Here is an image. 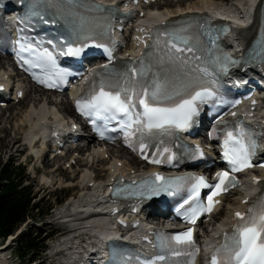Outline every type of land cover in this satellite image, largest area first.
Returning <instances> with one entry per match:
<instances>
[{
	"label": "snow or ice",
	"instance_id": "snow-or-ice-1",
	"mask_svg": "<svg viewBox=\"0 0 264 264\" xmlns=\"http://www.w3.org/2000/svg\"><path fill=\"white\" fill-rule=\"evenodd\" d=\"M2 6L3 0H0ZM115 11L118 8H107L95 0H27L28 16L37 17L46 24L63 21L66 30L59 37V43L43 39L34 42L21 35L14 41L19 46L18 50L14 49L17 62L21 67L27 65L26 70L32 72L40 84L50 88L60 87L72 75L59 66L60 55L79 58L85 56L89 48L96 47L103 48L111 62L113 48L98 41L112 30L111 20ZM102 13L106 14L100 15ZM49 16L53 19H45ZM18 31L23 33L25 29L19 28ZM205 37L208 38L207 43ZM216 40L210 27L204 28L191 21L162 34L156 32L151 45L144 42L147 51L122 71L114 72L108 78L101 77L89 95L77 100V109L85 117L105 122L103 128L97 127L101 138L109 131H117L110 129L109 124L118 121L124 143L133 151H139L148 160L145 153L154 147L151 163H171L177 153L164 137L173 138L175 143L178 140L176 133L186 132L193 126L195 117L199 115L198 104L216 96L213 87L208 86H218L216 68L227 72L229 65L240 63L230 53L217 54ZM45 43L51 47H45ZM254 61L264 65V33L245 63ZM108 67L107 64L103 66L106 70ZM34 69H39V73ZM209 77L211 79H207ZM92 123L95 124L96 119ZM257 148L254 133L243 124L226 129L223 158L230 171L215 172L214 183L204 175L165 177L153 173L148 179L129 185L132 190L129 194L151 199L162 194L176 196L186 193L176 212L186 223L195 225L201 216L214 211L220 203L217 197L237 187L234 173L256 166L253 158ZM195 151L204 156L199 145ZM254 182L260 183L258 178H254ZM205 189L209 190L206 201L202 198ZM122 191L117 187L115 194L120 195ZM235 217L237 223L232 231L223 234V243L212 252L211 264H264V195L258 197L247 212H235ZM154 247L159 249V253L144 259L114 249L113 264H195L200 253L194 228L171 234L160 232Z\"/></svg>",
	"mask_w": 264,
	"mask_h": 264
},
{
	"label": "rangeland",
	"instance_id": "rangeland-1",
	"mask_svg": "<svg viewBox=\"0 0 264 264\" xmlns=\"http://www.w3.org/2000/svg\"><path fill=\"white\" fill-rule=\"evenodd\" d=\"M34 98H36V96L30 95V97H28V99L23 104H21V106L14 108L12 111L3 113V116L0 117V169L3 164L6 165L10 164L11 162H14L15 166L21 165L22 167H26L29 180L25 183V186L31 185L33 187L34 194L37 198L35 200L36 202H39L41 199L45 202L43 203L44 206L42 205V211L44 212H35L34 214H32V216L29 217V224L27 226L22 225V227L16 230L15 234L17 235L10 250L6 253V256L8 258H10V254L12 253L14 264H19V259L16 257L21 256L18 253L19 242L32 233L34 234V236H36V233L38 232L46 233L52 229L58 231L59 227L57 225H54V223L56 222L55 213L59 211L62 206L76 200L80 194V190H76L74 192L71 190L64 192V189H66L67 186L71 185L70 181L72 182V180L75 178L74 182H76L79 179L80 172H77V169H75L74 171H76L75 173H78V176L73 173H66L62 170L56 173V164L48 165L47 167L43 165L42 169H40L37 174H34L32 172L33 169L35 167H40V164H35V162L33 161L30 162V159L26 160V154L21 153V150L24 147L23 142L26 134H24V132H26L24 128L26 127H22V120H24L25 118L24 114L26 115V113L34 107ZM31 104H33V107L28 110ZM63 106L64 108L66 107L65 105ZM45 178L50 179L49 182H47ZM66 194H68L66 202L63 205L58 206L56 199H61ZM49 202L55 205L51 212V215H47V213L45 212L48 208L47 203ZM56 238H61V235L59 234ZM54 243L55 241L48 243L47 247L42 250L40 257L35 261L36 264L55 263V258L52 255V251L48 250L49 246H52ZM7 244H9V242L7 243V240H0V247ZM29 259L30 257L28 258V256L26 259H23V257H21L20 261H25L27 263Z\"/></svg>",
	"mask_w": 264,
	"mask_h": 264
},
{
	"label": "bare ground",
	"instance_id": "bare-ground-1",
	"mask_svg": "<svg viewBox=\"0 0 264 264\" xmlns=\"http://www.w3.org/2000/svg\"><path fill=\"white\" fill-rule=\"evenodd\" d=\"M258 1L259 0H236L232 4H225L223 2L215 3V2H213V0H199L195 3H191L190 5H188L186 11H189V10L204 11L205 9L210 7V8H215L218 11L219 10H225L226 12L237 13V15L239 14V19H241L240 20L241 26L245 27V26H247L248 22L251 21L250 17L252 16V11H254V7L256 6ZM260 1H262V0H260ZM237 7H240L242 9V11L236 12L235 9ZM169 14L172 15V14H177V13L176 12H174V13L169 12ZM160 18L163 19L164 17L160 16ZM238 29H240V30L237 31L236 35L242 37L243 39H245L244 37H248V39H249L250 36L252 35V31H250V29L243 30L241 27H238ZM0 62H2V61H0ZM33 101H35L34 107H36V109H33L34 108L33 107L31 110H29L26 113L24 120H22V122H23L22 127L23 126H25V127L30 126L31 128H33L34 120H35L34 118L37 116L38 108L44 107V105L45 106L48 105L49 107H51V105H52V101H51L50 97L46 98V97H37L36 96V98H34ZM63 105H65V104H63ZM63 111L67 112V113H72L71 107L69 105L66 106L65 108H63ZM41 115L45 121L49 122V120H48V116H50L49 110L48 111L42 110ZM26 141L29 143H33L32 139L29 136L26 137ZM114 153L120 154V157L123 158L125 161H122V159L119 157H117V158L121 159V161L125 164V166H129L130 158L125 156V155H128L126 152L118 151V152H114ZM83 160H86L88 164L91 161H93L94 163L100 164L101 157L95 151L88 150V155ZM85 168L88 171H82L81 179L78 181V184H77V186L80 187V190H82L81 193H84L85 191H87L86 186L84 187V185H85L84 179L86 177L93 178L92 170L89 169L87 166H85ZM110 170H111V168H108L105 175ZM45 180H47V182H49L50 179L45 178ZM95 193H97V191ZM83 196H84V199H82V201H84V202H90L91 203V202H97L98 201L96 194H94V196H93L90 191L83 194ZM238 201L239 200H236V202L234 201V205L240 206L241 204ZM102 225H103V223L100 220L94 219L92 221L91 225L84 224V225H81L80 227H76L75 228L76 230L74 232H76L78 235H82L84 233H90V234L95 235L101 231ZM16 235L17 234L13 235L10 238L9 244L3 245L2 247H0V264H12V262L10 261V258H8L6 256V253L10 250ZM107 238L108 237H106L105 240ZM74 242H75V240L72 241L71 239H69V241H67V242H63L61 244H58V247H56V250L57 249L61 250V248H62L64 250H69V252H70V250L74 249L75 250V252H73L74 256L77 257L79 255L78 253H80V251H82V249L84 248V244L81 243L80 241H77V243H74ZM102 243H103L102 241H99L100 245H102Z\"/></svg>",
	"mask_w": 264,
	"mask_h": 264
},
{
	"label": "trees",
	"instance_id": "trees-1",
	"mask_svg": "<svg viewBox=\"0 0 264 264\" xmlns=\"http://www.w3.org/2000/svg\"><path fill=\"white\" fill-rule=\"evenodd\" d=\"M26 181L25 170L13 164L4 167L0 173V240L15 235L17 229L25 224L28 217L36 211L42 212L41 204H33V193L30 187H23ZM32 234L21 240L19 254L23 259L34 261L44 246V240ZM32 255V256H30ZM23 264L26 262L23 261Z\"/></svg>",
	"mask_w": 264,
	"mask_h": 264
}]
</instances>
